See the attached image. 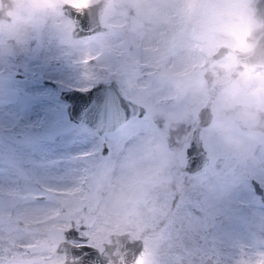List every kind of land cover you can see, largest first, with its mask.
<instances>
[{
    "label": "rangeland",
    "instance_id": "rangeland-1",
    "mask_svg": "<svg viewBox=\"0 0 264 264\" xmlns=\"http://www.w3.org/2000/svg\"><path fill=\"white\" fill-rule=\"evenodd\" d=\"M62 1L16 0L0 20V264L61 259L69 224L99 244L150 214L165 225L136 264H264V204L249 180L264 190V69L232 52L203 63L220 42L249 46V0H104L107 29L89 36L71 34ZM110 78L141 115L105 133L68 118L60 88ZM207 98L208 162L189 173L185 146Z\"/></svg>",
    "mask_w": 264,
    "mask_h": 264
},
{
    "label": "water",
    "instance_id": "water-1",
    "mask_svg": "<svg viewBox=\"0 0 264 264\" xmlns=\"http://www.w3.org/2000/svg\"><path fill=\"white\" fill-rule=\"evenodd\" d=\"M104 0H92L82 4L69 1L61 2L62 11L73 22L70 32L73 36H89L107 29L101 21V9ZM251 13L256 24L244 34L249 46L238 47L220 42L206 56L203 63L217 59L226 52H232L236 62L244 66L264 69V0H249ZM8 0H0V20L9 19L7 12ZM91 59V57H90ZM59 96L65 100V110L69 119L82 122L98 133H105L116 129L120 124L134 115H141L145 107L142 103L125 95L117 81L98 79L88 86L63 87ZM212 116L210 98L197 109V125L192 129V135L185 146L184 169L189 172L202 170L208 162V154L199 136V128L208 124ZM106 144H102L101 151L105 152ZM254 191L264 201L263 186L254 177H250ZM43 196V194H36ZM172 203L174 200L172 199ZM78 228L69 224L63 228V237L55 246V250L63 253L61 259L52 260L50 264H136L145 249L143 239L129 237L126 232L111 231L109 238L102 241V247L86 241V237L75 230L65 233L67 228ZM79 229V228H78ZM89 243L92 247L80 248L78 244Z\"/></svg>",
    "mask_w": 264,
    "mask_h": 264
},
{
    "label": "flooded vegetation",
    "instance_id": "flooded-vegetation-1",
    "mask_svg": "<svg viewBox=\"0 0 264 264\" xmlns=\"http://www.w3.org/2000/svg\"><path fill=\"white\" fill-rule=\"evenodd\" d=\"M2 20H11V18H9V19H2ZM18 50H20V49H18ZM18 54V53H17ZM252 177V176H251ZM249 180H250V178H249ZM251 182V181H250ZM251 186H252V183H251ZM252 190H253V192L255 193V195H257L258 197H259V199H260V201L264 204V201H263V199L259 196V194L258 193H256L255 191H254V188H253V186H252ZM264 191V190H263ZM178 198V194H177V192L175 191L174 193H173V195H172V197H171V199H170V202H169V204H168V206H166V208H165V206H163L164 204L163 203H161L160 204V206H162V208H163V210H165V214H167V212L168 211H170L171 210V208L172 207H174V202L172 203L171 201H172V199L174 200V199H177ZM158 199V198H157ZM165 208V209H164ZM149 216V218L151 219L150 221L152 222L151 224H147L146 222L147 221H145L144 223H141L139 226H138V228L137 229H133L132 227H130V226H126V227H113V228H111L110 230H108L107 232H106V237L105 238H102L101 240H100V243L98 244V243H94V244H96L99 248H101L102 247V241H104V240H107L108 238H109V233L111 232V231H118V232H122V231H124V232H126L127 233V235L129 236V237H138V236H140L142 239H143V241L145 242L146 241V236H147V234H149V233H151L152 231H156V230H158L161 226H164L165 225V215H162V214H160L159 215V217H153V216H151V214L150 215H148ZM132 225H134V224H132ZM79 229H81L80 227H78ZM87 241V240H86ZM89 242V241H88ZM90 243H93V242H90ZM62 254V253H61ZM63 255V254H62Z\"/></svg>",
    "mask_w": 264,
    "mask_h": 264
},
{
    "label": "snow or ice",
    "instance_id": "snow-or-ice-1",
    "mask_svg": "<svg viewBox=\"0 0 264 264\" xmlns=\"http://www.w3.org/2000/svg\"><path fill=\"white\" fill-rule=\"evenodd\" d=\"M88 62L89 61H85V63H88ZM52 191H57V190H53V189H47L46 190L47 193L52 192ZM75 191L83 192L84 188L81 186V187L76 188ZM35 199L38 200V201H41V200L46 199V197L45 196H36ZM73 230H75L77 233H80L82 236L88 237L87 234L83 232V229L69 227L64 232L65 240H67V237H66L65 233L72 232ZM78 247H80V248H90L92 246L89 243H86V244H78Z\"/></svg>",
    "mask_w": 264,
    "mask_h": 264
},
{
    "label": "clouds",
    "instance_id": "clouds-1",
    "mask_svg": "<svg viewBox=\"0 0 264 264\" xmlns=\"http://www.w3.org/2000/svg\"><path fill=\"white\" fill-rule=\"evenodd\" d=\"M15 10H16V0H8L7 11H15Z\"/></svg>",
    "mask_w": 264,
    "mask_h": 264
}]
</instances>
